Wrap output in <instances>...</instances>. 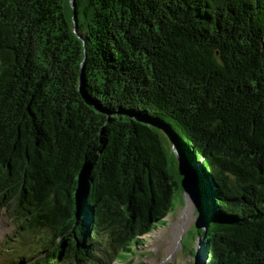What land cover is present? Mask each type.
<instances>
[{
  "label": "trees",
  "instance_id": "1",
  "mask_svg": "<svg viewBox=\"0 0 264 264\" xmlns=\"http://www.w3.org/2000/svg\"><path fill=\"white\" fill-rule=\"evenodd\" d=\"M75 5L0 0V189L50 233L34 264L108 229L100 263L135 264L185 202L168 140L204 188L200 264H264V0Z\"/></svg>",
  "mask_w": 264,
  "mask_h": 264
},
{
  "label": "rangeland",
  "instance_id": "2",
  "mask_svg": "<svg viewBox=\"0 0 264 264\" xmlns=\"http://www.w3.org/2000/svg\"><path fill=\"white\" fill-rule=\"evenodd\" d=\"M167 146L171 151L174 149L170 140ZM189 163L192 165L191 161ZM182 176L185 178L184 173ZM194 198L193 191L190 198L192 204L195 203ZM185 206V202L180 201L175 209L167 212L164 219L156 221V229L143 235L144 242L140 246H135L136 252L139 253L134 255L135 264H195L198 259H202L199 257L201 253L203 254V240L198 232H192L193 229L197 230L198 223L202 221L200 213L197 210L193 212L188 210L190 217L184 222L185 226L178 225L185 215ZM49 234L45 228L35 235L31 234L27 228L19 224L9 205L0 202V264H21L22 262L17 261L20 260L19 256L24 255L35 242L37 248L41 249V238ZM106 236L103 235L104 241ZM175 240V246H172ZM102 246L105 250L114 251V248H107L104 244ZM53 259L49 264H76L63 262L58 257Z\"/></svg>",
  "mask_w": 264,
  "mask_h": 264
},
{
  "label": "water",
  "instance_id": "3",
  "mask_svg": "<svg viewBox=\"0 0 264 264\" xmlns=\"http://www.w3.org/2000/svg\"><path fill=\"white\" fill-rule=\"evenodd\" d=\"M72 2L75 7L76 6L75 0H72ZM174 147L178 155V158L181 162L182 168L184 169L182 172V174L184 173V177H185L183 178V184L185 185L184 200L186 204L184 210L185 211L190 210L191 212L197 210L198 213H200L201 200L204 193V188L200 181L197 168L191 165L187 160L186 156H183L182 152L178 150L175 140H174ZM193 191L195 192V198H194L195 203L192 204L190 198H191V193ZM200 218L202 219V212L200 213Z\"/></svg>",
  "mask_w": 264,
  "mask_h": 264
},
{
  "label": "bare ground",
  "instance_id": "4",
  "mask_svg": "<svg viewBox=\"0 0 264 264\" xmlns=\"http://www.w3.org/2000/svg\"><path fill=\"white\" fill-rule=\"evenodd\" d=\"M187 211H188V210H187ZM187 211H185V215H184V217H183V220H181V221L179 222L178 225H180V226H185V223H184V222L186 221L187 217H188V218L190 217V216L188 215ZM175 243H176V240L173 242L172 246H175ZM195 264H200V261H196Z\"/></svg>",
  "mask_w": 264,
  "mask_h": 264
}]
</instances>
